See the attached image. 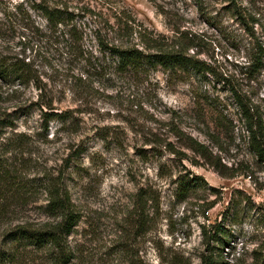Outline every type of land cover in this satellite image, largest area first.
I'll use <instances>...</instances> for the list:
<instances>
[{
	"label": "rangeland",
	"instance_id": "obj_1",
	"mask_svg": "<svg viewBox=\"0 0 264 264\" xmlns=\"http://www.w3.org/2000/svg\"><path fill=\"white\" fill-rule=\"evenodd\" d=\"M21 2L28 14L3 26L0 53L28 61L32 77L0 79V154L35 185L25 201H8L0 242L20 221L54 219L43 209L54 181L81 216L69 237L75 264H201L219 236L233 246L223 264L249 252L264 232V163L250 148L242 102L264 120V55L250 67L264 49V0H67L82 48L60 35L63 25L49 29L33 0L0 9ZM98 36L156 53L145 48L150 36L211 68L119 71ZM64 111V120L54 114ZM190 138L208 157L187 147ZM141 189L153 215L145 232L134 212ZM233 196L235 215L225 218Z\"/></svg>",
	"mask_w": 264,
	"mask_h": 264
},
{
	"label": "trees",
	"instance_id": "obj_2",
	"mask_svg": "<svg viewBox=\"0 0 264 264\" xmlns=\"http://www.w3.org/2000/svg\"><path fill=\"white\" fill-rule=\"evenodd\" d=\"M3 2L4 0H0V4ZM29 6L42 13L47 20L49 29L58 31L60 26L63 25L64 29L61 30L60 35L70 43V46L74 45L82 48V46L77 44L83 39V31L78 30L76 24L71 22L75 13L70 9L67 0H33ZM23 7L24 4L21 2L12 5V8L9 10L0 9L3 15V18L0 19V34L4 30L3 26L5 28L6 24L11 21L9 19L15 16L16 13L28 14V10L26 11V8ZM124 30H127L126 34H132L133 27L126 22ZM97 38L103 49L109 50L117 58V68L119 71L127 69L140 70L146 66L156 67L158 64L166 69L175 71H202L211 68L210 66L203 65L196 57L187 55L181 50H163L162 44L150 36H148V39L142 38L145 43L148 41L145 44V48H157L158 51L156 53L145 52L143 48L136 45H125L114 42L108 44L100 36ZM150 41H153V44ZM263 52L264 49L260 46L254 58L251 59L253 64L250 67L252 65H255L257 68L261 66ZM31 77L32 69L28 61L22 58H9L0 53L1 80H18L21 83H26ZM242 106L245 113L243 117L248 131L250 148L256 155L257 160L264 163V120L259 112H252V108L245 102H242ZM54 114L62 120L68 117L62 115L68 114L67 111L55 112ZM190 139L191 141L186 144L187 147L189 146L203 157H208L206 153V150H208L207 146L198 140ZM167 147L173 153H181L183 156H186L185 152L174 148L171 142H168ZM7 162L3 154H0V219L8 209V201L13 198L21 202L25 201L24 197L31 193L32 186L35 185L34 183H30L29 180H24V177H14L17 172H14ZM46 190L48 191L47 202L43 205V209L47 215L53 216L54 219L46 220L40 224L20 221L6 230L0 242V264H75V260L81 257L79 251L71 245L69 238L79 224L81 219L80 213L75 210L67 189L51 181L47 185ZM139 197L136 200L134 212H138V226L143 230L141 232H145L152 223L153 215L149 208L146 207L147 200L149 199L148 192L145 189H141ZM233 198L234 196L228 203L226 214L224 213L225 218L231 219L235 215L234 210H231L233 208ZM257 219L264 228L263 210H259ZM219 230L221 229L216 228L215 233L218 234ZM213 239L216 240L218 245L213 246L210 249L211 251L202 257L201 264H223L226 261L225 258L230 257L232 254L230 252V249L233 248L232 244L229 242L227 244L220 236ZM225 248H228V252H226ZM231 259L233 260L232 264H264V232H261L260 238L249 252H238L237 255L233 254Z\"/></svg>",
	"mask_w": 264,
	"mask_h": 264
}]
</instances>
